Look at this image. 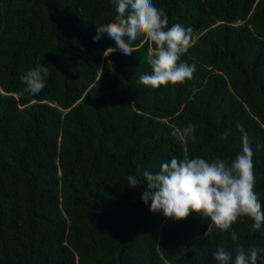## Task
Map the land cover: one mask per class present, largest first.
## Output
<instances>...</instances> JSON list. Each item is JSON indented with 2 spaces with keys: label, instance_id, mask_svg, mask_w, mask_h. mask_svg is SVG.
Here are the masks:
<instances>
[{
  "label": "trees",
  "instance_id": "trees-1",
  "mask_svg": "<svg viewBox=\"0 0 264 264\" xmlns=\"http://www.w3.org/2000/svg\"><path fill=\"white\" fill-rule=\"evenodd\" d=\"M168 27L191 28L180 62L192 79L151 88L142 34L130 56L97 24L115 19L111 0H0V264H217L213 253L264 249V226L238 217L221 231L191 212L153 213L136 166L153 173L175 156L231 163L254 152V191L264 211V0H153ZM43 63L35 96L19 77ZM198 125L193 143L172 133ZM227 138H222L225 131ZM209 229L208 235L204 233ZM257 264H264V251Z\"/></svg>",
  "mask_w": 264,
  "mask_h": 264
},
{
  "label": "clouds",
  "instance_id": "clouds-1",
  "mask_svg": "<svg viewBox=\"0 0 264 264\" xmlns=\"http://www.w3.org/2000/svg\"><path fill=\"white\" fill-rule=\"evenodd\" d=\"M115 5V19L108 23L97 24L93 40H99L107 34L115 42L114 47L104 50L103 55L109 56L119 50L123 55L130 56L137 51L133 42L142 34L156 47L148 52L146 60L151 72L141 74L138 83L151 88L161 85H176L192 79L196 71L195 64L180 62L191 45V28L176 23L168 27V16L163 8H157L153 0H111ZM48 68L43 63L28 70L19 77L25 85L24 91L29 95L40 94L46 87ZM237 129L243 133L241 150L235 159L228 161L215 158L211 161L202 156L177 158L173 156L169 162L162 163L158 172H151L136 166L137 176L128 175V187L145 185L141 199L153 213L163 212L166 219L183 220L191 212L201 217H208L221 231L229 230L238 217H249L253 220L252 231L264 226V211L253 190L255 176L253 171L254 152L248 135L238 122ZM198 125L189 123L187 127L172 133L182 143L188 138L193 143ZM226 130L222 138H227ZM257 149L264 145L257 143ZM209 229L204 233L206 237ZM264 249L252 247L246 250L241 246L235 250L234 264H257L259 253ZM217 264H230L232 252L222 247L213 253Z\"/></svg>",
  "mask_w": 264,
  "mask_h": 264
}]
</instances>
